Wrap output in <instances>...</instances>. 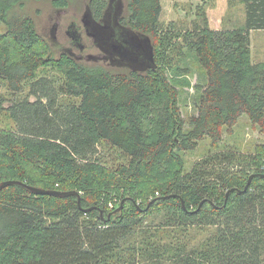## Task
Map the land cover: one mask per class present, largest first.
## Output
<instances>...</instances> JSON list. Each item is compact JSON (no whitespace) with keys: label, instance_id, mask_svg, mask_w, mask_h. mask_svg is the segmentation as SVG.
I'll list each match as a JSON object with an SVG mask.
<instances>
[{"label":"trees","instance_id":"1","mask_svg":"<svg viewBox=\"0 0 264 264\" xmlns=\"http://www.w3.org/2000/svg\"><path fill=\"white\" fill-rule=\"evenodd\" d=\"M32 1L44 0H0V80L19 93L52 67L65 77L60 94L80 101L64 112L41 97L21 102L10 110L17 132L0 130V184L20 183L0 192V264H264V145L246 157L211 155L191 172L183 158L207 137L218 149L243 115L264 132V66L251 59V32L264 31V0H238L246 20L235 29L213 30L197 10L182 40L208 84L189 130L168 78L176 60L160 29L162 0H128L120 20L151 38L155 64L148 69L87 65L66 53L54 58L34 19L13 13ZM47 1L58 10L69 6ZM109 2L87 0L97 22ZM48 86L38 81L31 94ZM101 142L128 163H98ZM29 187L77 191L81 200ZM153 216L160 223L145 225ZM191 226L215 228L203 250L174 242ZM165 234L173 241L161 243Z\"/></svg>","mask_w":264,"mask_h":264},{"label":"rangeland","instance_id":"2","mask_svg":"<svg viewBox=\"0 0 264 264\" xmlns=\"http://www.w3.org/2000/svg\"><path fill=\"white\" fill-rule=\"evenodd\" d=\"M123 1L127 10L128 0ZM86 5L87 0H69V6L66 9L58 10L50 1H32L26 3L22 8L16 7L13 13L34 19L38 32L50 44L51 55L54 58H59L64 52H68L75 57H81L82 63L87 65L99 64L105 67L119 68L120 63L117 64L112 60L110 62L103 61L101 58L103 53L96 46L93 37L87 35ZM162 9L160 29L168 37V54L172 55V58L175 57L173 60H176L172 70L168 72V78L179 90V105L187 130H189V120L198 114L202 89L207 87L208 78L205 70L199 64L196 53L184 44L183 36L193 29L198 9H202V12L207 15L211 29L225 30L238 28L245 23V6L238 0H162ZM70 25H75L79 33L83 35L82 41L80 40L84 45L83 49L70 43L71 38L65 33ZM251 50L253 64L264 66V31L251 32ZM92 57L98 58V60L90 59ZM38 81L46 82L49 85L47 90H37V94H31L33 84ZM63 83H65L64 75L52 67L40 70L36 79L27 81L23 91L19 93H13L7 82L0 80V130L17 132V124L12 119L10 110L21 102L35 103L41 97L44 104H48L50 101L56 103L57 109L61 112L78 104L79 99L60 94ZM260 145H264V132L258 126L253 125L248 116L243 115L230 132L224 131V140L218 149L212 146V140L207 137L199 143V147L195 151L183 154L185 171L191 172L197 163L218 153L232 151L245 157L254 155ZM97 149L98 153L95 159L110 169L127 164L129 161L121 150L107 142H101ZM233 169L236 171V166ZM159 223L160 219L158 220L155 216L145 221V225L150 226ZM214 232L213 226H191L183 232V236L176 234L172 237L175 238L174 242L179 240L186 244L189 241L190 249L193 247L202 249L203 242H207ZM166 236L165 234L161 243L173 241V238ZM139 263L142 264L140 258Z\"/></svg>","mask_w":264,"mask_h":264},{"label":"water","instance_id":"3","mask_svg":"<svg viewBox=\"0 0 264 264\" xmlns=\"http://www.w3.org/2000/svg\"><path fill=\"white\" fill-rule=\"evenodd\" d=\"M89 9V8H88ZM87 9V17L89 20V15L91 13ZM109 10L107 13L111 11V3L109 5ZM105 13V17L102 20V29H97L96 32L93 33V39L96 46L103 52L102 59L107 60V62H116L117 64H121L123 67L134 66L132 68L137 67L140 68H151L155 64L154 59V46L152 44V40L149 36H142L136 33H133L131 30L125 28L123 25H118L116 19L119 15H112ZM92 17V16H91ZM91 20V19H90ZM118 21V20H117ZM87 23L85 24L87 26ZM74 32L78 31L75 25H72ZM75 34V33H74ZM81 40V39H80ZM117 59V60H115ZM113 63V64H116ZM131 68V67H130ZM252 176L249 180V183L246 187H249L252 179ZM15 184H20L17 181H5L0 184V192ZM30 191L36 193L38 195H54L61 197H69V196H77L79 202L81 200V195L77 191L71 192H57V191H46L44 189L29 187ZM176 197V196H174ZM124 203L113 213L117 214L121 212L124 208ZM183 206L185 208L184 202ZM92 209L85 210L86 213L92 211ZM103 215V213H102ZM111 215H109L110 217Z\"/></svg>","mask_w":264,"mask_h":264},{"label":"flooded vegetation","instance_id":"4","mask_svg":"<svg viewBox=\"0 0 264 264\" xmlns=\"http://www.w3.org/2000/svg\"><path fill=\"white\" fill-rule=\"evenodd\" d=\"M109 1H110L109 3H111V11L109 13H107V11L109 10V9H107L105 11V13L110 14V16H112V15H119V17L116 19V22H118L117 23L118 25H122L120 23V20L123 18L124 14L126 13V11H125L126 10L125 2L123 0H109ZM88 5L90 7V3H87L86 7ZM90 8L88 9V7H87V9L91 13V15H89V20H88V24H87L86 31H87V35L89 37H93V33L96 32L97 29H102L103 24H102V22H97L94 19L93 13H92V11H91ZM65 33H67V35L70 36V38H71L70 43H72L73 45L79 46L81 49L84 48V45L81 44L83 35H81L79 33V31L74 32V29L72 28V25H70L69 29ZM80 39H81V41H80ZM64 53L69 54L70 56L74 57L78 61L80 60L79 62H83L81 57H75V56H73V54L68 53V52H64ZM90 59L98 60V58H93V57L90 58ZM103 61L107 62V60H104V59H103Z\"/></svg>","mask_w":264,"mask_h":264}]
</instances>
